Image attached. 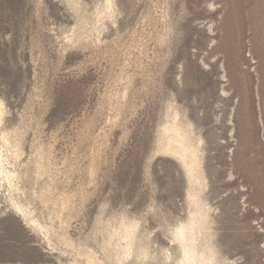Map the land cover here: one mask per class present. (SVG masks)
Listing matches in <instances>:
<instances>
[{"label": "rangeland", "instance_id": "rangeland-1", "mask_svg": "<svg viewBox=\"0 0 264 264\" xmlns=\"http://www.w3.org/2000/svg\"><path fill=\"white\" fill-rule=\"evenodd\" d=\"M228 7L0 0V264H264V185L241 174L264 127L255 99L246 143Z\"/></svg>", "mask_w": 264, "mask_h": 264}, {"label": "bare ground", "instance_id": "bare-ground-1", "mask_svg": "<svg viewBox=\"0 0 264 264\" xmlns=\"http://www.w3.org/2000/svg\"><path fill=\"white\" fill-rule=\"evenodd\" d=\"M226 1L229 7L225 14V20L221 25L223 36L219 40V49L216 48V50L223 53L222 56H224L226 66L224 63L222 66L223 71L226 72L224 77L229 83L228 85L240 97V107L244 111V132L247 137L246 143H248V141L252 142L256 138L255 99L258 100L260 121L264 127V0ZM245 50H247V53L244 52ZM209 69L213 72L219 71L216 63L210 64ZM221 76L223 77V75ZM211 89L210 91H212ZM255 89L256 97L254 96ZM196 107L194 106L193 109H196ZM177 129L176 126L170 129L175 135L173 138L169 137L172 139L171 143L175 145L168 143L166 145L167 151L175 154L188 168V171H191L187 158L192 155L193 151L189 149L188 144L183 142V136L180 133L177 134L179 132ZM165 130L168 129L165 128ZM246 148L249 151L251 150L252 156H246L242 160L241 174L243 181L264 185V158H262L264 149L255 150L249 144L246 145ZM21 215L24 218L22 211ZM8 228L10 233H7V236L18 235L14 226L11 225ZM186 255H189V253ZM11 256L12 254L8 251L0 253L2 258Z\"/></svg>", "mask_w": 264, "mask_h": 264}]
</instances>
